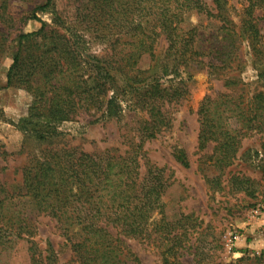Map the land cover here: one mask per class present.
I'll use <instances>...</instances> for the list:
<instances>
[{
	"label": "trees",
	"instance_id": "16d2710c",
	"mask_svg": "<svg viewBox=\"0 0 264 264\" xmlns=\"http://www.w3.org/2000/svg\"><path fill=\"white\" fill-rule=\"evenodd\" d=\"M51 2L44 0L36 10H46ZM193 12L216 23L215 40L206 51L197 27L186 24ZM82 32L106 40L104 52L82 53ZM160 39L165 47L157 55ZM242 39L253 62L263 65L258 77L264 79V0H245L237 22L226 0H211L210 5L204 0H77L70 23L57 13L51 27L41 21L37 31L20 33L4 87L30 97L26 120L33 123L25 132L46 147L21 168L17 191L0 186V255L17 240H26L30 264H57L49 243L39 249L33 241L35 218L44 215L69 245L70 264H141L124 239L149 238L152 233L166 247L162 264H181L172 255L181 234L163 213L169 177L148 161L143 149L169 127L171 109L185 91L182 81L163 86L160 79L203 68L212 76L223 74ZM143 56L152 62L150 74L138 68ZM226 85L234 91L238 83L229 80ZM243 97H207L197 111L198 149L213 145L210 159L218 172L207 179L211 190L219 186L243 138L264 134V93L255 92L245 101ZM122 102L143 115L134 133L124 135L123 154L48 147L56 138L60 142L55 124L90 111L118 121ZM174 158L189 166L183 150H176ZM254 183L243 176L230 178L233 190L249 197L255 196ZM154 213L162 215L157 222ZM241 260L264 264V251Z\"/></svg>",
	"mask_w": 264,
	"mask_h": 264
},
{
	"label": "rangeland",
	"instance_id": "374dc122",
	"mask_svg": "<svg viewBox=\"0 0 264 264\" xmlns=\"http://www.w3.org/2000/svg\"><path fill=\"white\" fill-rule=\"evenodd\" d=\"M204 1L211 4V0ZM226 3L232 20L237 22L245 0H226ZM43 4L44 0H0V186L8 191L20 188L21 168L31 155L46 147L25 132L33 123L26 120L30 97L20 89L4 87L17 46L16 38L20 33L37 31L41 21L51 27L54 21L57 23V13L70 23L77 0H52L46 10H36ZM33 14L35 19L31 18ZM186 24L197 27L199 44L206 51L215 40L216 23L193 12ZM83 35L79 40L82 53L100 55L104 52L106 40L93 39L88 33ZM235 45L230 66L223 74L212 76L203 68L160 79L163 86H176L182 81L185 91L171 109L169 127L143 146L148 161L169 177V187L162 198L163 213L165 220L173 223L176 232L181 234L179 246L172 254L181 264H249L251 260L241 259H252L264 251V134L252 133L243 138L236 157L213 190L207 183V179L218 175L210 159L213 145L208 144L204 150L197 146V111L205 98L232 94L237 99L243 93L245 101L255 92L264 93V79L258 77L263 65L253 62L244 39ZM164 47L165 42L160 39L156 54ZM151 63L143 56L138 68L150 74ZM229 80L238 83L234 91L226 85ZM121 107L122 116L118 121L90 111L72 121L55 124L62 134L60 142L57 144L56 138L48 147H79L87 153L114 149L123 154L127 149L124 135L134 133L143 115L136 114L125 102ZM178 149L185 152L188 167L174 158ZM237 175L255 182L254 197L233 190L230 178ZM161 216L154 213L152 220L157 222ZM35 219L33 241L38 248L44 249L49 243L56 253L57 264H70L72 253L55 222L44 215ZM124 240L141 264H162L166 247L156 234ZM28 246L26 240H17L0 255V264H30Z\"/></svg>",
	"mask_w": 264,
	"mask_h": 264
}]
</instances>
